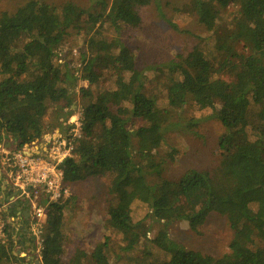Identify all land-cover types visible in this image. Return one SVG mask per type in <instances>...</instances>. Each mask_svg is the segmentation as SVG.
Instances as JSON below:
<instances>
[{
    "label": "trees",
    "instance_id": "16d2710c",
    "mask_svg": "<svg viewBox=\"0 0 264 264\" xmlns=\"http://www.w3.org/2000/svg\"><path fill=\"white\" fill-rule=\"evenodd\" d=\"M41 1L26 0L14 13L0 14V138L11 139L17 149L39 142L45 135L48 104L73 106V75L63 45L83 31L87 39L81 79L87 86L79 93L87 102L64 116L82 112L83 139L75 156L61 165L65 183L106 174L114 178L107 189L106 227L131 234L120 248L123 253L135 250L143 230L150 232L143 221H133V205H145L148 218L157 223L158 214L169 209L171 196L177 194L186 201V211L177 220L197 231L211 214H218L227 219L234 238L228 254L213 258L173 241L170 223H164L151 240L168 256L161 264H264V251L255 245L264 235V0H190L185 5L208 32L214 30L220 8L231 4L236 13L227 42L220 47L225 56L221 63L214 65L197 49L186 61L160 70L158 78H164L157 82L167 93L163 107L149 95L145 70L120 39L123 27L140 26V10L153 0H90L93 11L70 2L56 10ZM106 24L113 38L95 30ZM104 71L113 77L114 86L95 94L92 86ZM187 103L212 111L225 129L216 178L194 169L176 181L164 176L167 160L159 149L175 112ZM136 121L144 125L133 131ZM63 212L61 203L48 208L40 264H63ZM6 232L9 240L0 243V264H27L14 255L10 223ZM110 249L108 238L99 242L91 263L111 264ZM85 256L76 252L71 264H81Z\"/></svg>",
    "mask_w": 264,
    "mask_h": 264
},
{
    "label": "rangeland",
    "instance_id": "374dc122",
    "mask_svg": "<svg viewBox=\"0 0 264 264\" xmlns=\"http://www.w3.org/2000/svg\"><path fill=\"white\" fill-rule=\"evenodd\" d=\"M25 1L0 0V14L14 13ZM41 2L56 10L68 2L87 11L94 9L90 0H42ZM189 2L190 0H153L149 6L140 10V26L138 28L125 26L120 33L121 41L130 49L137 65L143 68L148 76L149 95L156 98L161 107L166 105L167 93L157 82L164 78V76L158 78L160 70L166 72L167 65L171 62H179L181 59L186 61L189 55L196 53L197 49L212 59L216 66L225 58L220 47L227 42L236 7L229 4L226 8H220L215 28L212 32H208L191 12L184 10ZM95 30H99L103 37L108 39L114 36L107 24L97 25ZM86 39L87 34L82 31L70 37L63 45V52L65 51L67 55L74 77L69 81L73 106L67 107L65 103L48 104V110L43 119L44 136L60 130L62 126L59 125H62L65 113L74 108H81L87 102V99L79 93L81 87L87 86V81L81 79L83 75L81 57L86 55ZM236 48L241 51L242 46H236ZM75 73L76 76H74ZM218 77L227 82L230 81L225 74H218ZM113 86V77L108 71H104L92 89L95 94H98L111 90ZM174 115L166 131L164 143L159 149L160 157L167 160L164 170L165 178L176 181L189 169L205 172L216 178L222 155L219 139L225 132L224 127L213 117L212 111L200 110L192 103H187ZM143 125L142 122L136 121L131 129L135 131ZM40 141L35 144H40ZM113 179L111 175L106 174L69 185L71 196L61 203L64 206L61 228L63 264H71V259L76 252L86 255L82 258L81 264H92L90 255L94 247L106 238L109 239L111 247L107 252L111 264H161L168 260V256L158 250L151 240L164 223H170L169 237L187 249L213 258H220L229 253L234 231L230 228L227 219L218 214H211L197 231H193L185 221L177 220L186 211V201L177 194L171 196L172 205L169 209L158 214L160 220L157 223L148 218L149 209L145 205L140 203L133 205L131 212L133 221L135 223L143 221L145 229H149L150 232L143 230L135 250L131 253H123L120 248L126 245L131 234H117L106 227L107 210L110 204L107 189ZM5 194L6 192L4 196L7 198L9 194ZM22 219L25 218L22 217ZM5 221L14 229L12 233V239L15 241L14 255L22 258L27 264H36L37 258L32 255L34 245L29 234V221L24 225L21 222L15 223L7 217ZM19 226L22 228H18ZM9 232L11 234L12 231ZM255 245L264 251V235L256 239ZM144 252L149 255L146 256Z\"/></svg>",
    "mask_w": 264,
    "mask_h": 264
},
{
    "label": "built area",
    "instance_id": "2783aa9c",
    "mask_svg": "<svg viewBox=\"0 0 264 264\" xmlns=\"http://www.w3.org/2000/svg\"><path fill=\"white\" fill-rule=\"evenodd\" d=\"M61 126L60 130L44 136L40 144L32 143L21 149L0 148V180L4 182V188L13 193L12 199L0 201V243L8 242L5 218H8L11 205L25 203L34 245L32 255L39 261L48 208L71 196L61 165L75 156L83 139L82 112L74 111ZM22 216L14 222L19 223Z\"/></svg>",
    "mask_w": 264,
    "mask_h": 264
},
{
    "label": "crops",
    "instance_id": "0c3cea01",
    "mask_svg": "<svg viewBox=\"0 0 264 264\" xmlns=\"http://www.w3.org/2000/svg\"><path fill=\"white\" fill-rule=\"evenodd\" d=\"M2 146L8 147V148H15L14 145L11 143V139H5V138H0V148ZM5 190H7V189L4 188V182L2 180H0V201H4L6 199H12L13 193H9L8 190L7 191H5ZM5 192H6V194H9V196L7 195V198L4 196ZM15 204H12L10 207V210L12 211V213L10 212V210L7 212L9 220L14 222L15 220H18V218L20 219V216L22 213H23L22 217H24L26 219L27 218V213H26L27 209L24 211L22 208H16V207L13 208L12 206H14ZM11 214H13V216ZM20 228H22V226ZM22 243H21V245H22Z\"/></svg>",
    "mask_w": 264,
    "mask_h": 264
},
{
    "label": "flooded vegetation",
    "instance_id": "af4514ba",
    "mask_svg": "<svg viewBox=\"0 0 264 264\" xmlns=\"http://www.w3.org/2000/svg\"><path fill=\"white\" fill-rule=\"evenodd\" d=\"M19 208H22V209L25 211V210L27 209V206H26L25 203H21L20 206H19ZM21 213H22V212H21ZM22 214H23V213H22ZM25 222H28V219H27V218L24 219V220H23V219L21 220V223H23V225H24ZM23 229H24V228H23ZM25 231H26V233H28V230L25 229Z\"/></svg>",
    "mask_w": 264,
    "mask_h": 264
},
{
    "label": "water",
    "instance_id": "95a60500",
    "mask_svg": "<svg viewBox=\"0 0 264 264\" xmlns=\"http://www.w3.org/2000/svg\"><path fill=\"white\" fill-rule=\"evenodd\" d=\"M20 204H15L14 206H12L13 208L16 207V208H19ZM27 213V212H26ZM36 264H40V261L39 260H36L35 261Z\"/></svg>",
    "mask_w": 264,
    "mask_h": 264
}]
</instances>
